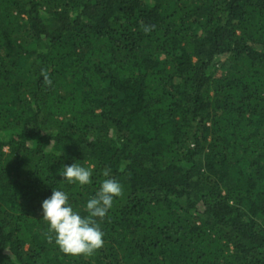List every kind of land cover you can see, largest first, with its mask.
<instances>
[{
	"label": "trees",
	"instance_id": "1",
	"mask_svg": "<svg viewBox=\"0 0 264 264\" xmlns=\"http://www.w3.org/2000/svg\"><path fill=\"white\" fill-rule=\"evenodd\" d=\"M104 170V246L65 255L41 204ZM0 264H264V0H0Z\"/></svg>",
	"mask_w": 264,
	"mask_h": 264
},
{
	"label": "clouds",
	"instance_id": "2",
	"mask_svg": "<svg viewBox=\"0 0 264 264\" xmlns=\"http://www.w3.org/2000/svg\"><path fill=\"white\" fill-rule=\"evenodd\" d=\"M154 26H143L147 34ZM45 85H51V79L46 69L41 70ZM94 165L87 167L76 162L70 166H64L60 172L64 180L69 184L80 186L92 183ZM104 179L98 191L90 197L82 216L73 209L69 203L68 194L64 191L52 189V194L42 204V219L48 224L47 240L54 241L59 250L68 256H91L104 246V232L99 222L104 220L109 209L112 208L114 198L123 196L122 184L114 178H110L109 170L103 171Z\"/></svg>",
	"mask_w": 264,
	"mask_h": 264
}]
</instances>
